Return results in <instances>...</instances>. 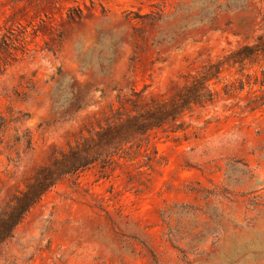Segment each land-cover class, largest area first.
Instances as JSON below:
<instances>
[{
  "label": "rangeland",
  "instance_id": "obj_1",
  "mask_svg": "<svg viewBox=\"0 0 264 264\" xmlns=\"http://www.w3.org/2000/svg\"><path fill=\"white\" fill-rule=\"evenodd\" d=\"M263 19L264 0H0L20 40L0 76V212L132 90L168 101L226 62L212 103L49 190L0 264H264V62L227 61L264 47Z\"/></svg>",
  "mask_w": 264,
  "mask_h": 264
},
{
  "label": "trees",
  "instance_id": "obj_2",
  "mask_svg": "<svg viewBox=\"0 0 264 264\" xmlns=\"http://www.w3.org/2000/svg\"><path fill=\"white\" fill-rule=\"evenodd\" d=\"M263 39L264 36L258 37V41ZM19 42L14 33L4 32L0 27V76L17 62L14 52L18 50ZM232 58L234 64H243L247 60L264 62V47L258 49L246 45L227 61ZM225 64L211 65L208 72L194 77L168 101L147 98L145 91L132 90L130 97L121 98L117 107L110 106L95 126L86 134L81 133L67 150L58 151L52 162L41 167L26 188L14 195L0 212V248L13 238L15 230L29 212L61 180L99 164L105 167L117 163V160L131 159V152L141 154L145 145L149 147L151 143V133L169 124L176 125L186 114L212 103L214 93L209 82L217 77ZM7 126V117L0 115V133L5 134ZM25 138L30 149L31 135L27 133ZM154 151L158 154L156 148Z\"/></svg>",
  "mask_w": 264,
  "mask_h": 264
}]
</instances>
